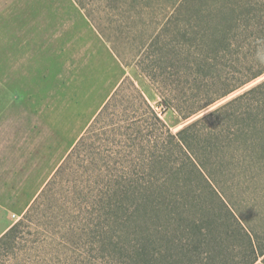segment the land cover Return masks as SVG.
Returning <instances> with one entry per match:
<instances>
[{"label":"trees","instance_id":"trees-1","mask_svg":"<svg viewBox=\"0 0 264 264\" xmlns=\"http://www.w3.org/2000/svg\"><path fill=\"white\" fill-rule=\"evenodd\" d=\"M167 3L161 29L142 44L146 53L130 62L151 83L164 74V102L182 120L264 75V0ZM235 145L241 163L264 161V80L172 133L124 77L20 220L0 236V253L13 250L39 200L67 183L57 208L67 230L97 246L96 264H199L200 248L217 242L216 215L206 203L215 198L226 208L212 168ZM253 248V258L238 264L264 256Z\"/></svg>","mask_w":264,"mask_h":264},{"label":"rangeland","instance_id":"rangeland-1","mask_svg":"<svg viewBox=\"0 0 264 264\" xmlns=\"http://www.w3.org/2000/svg\"><path fill=\"white\" fill-rule=\"evenodd\" d=\"M167 2L0 0V232L20 220L124 77L172 133L264 80L182 120L164 102V74L151 83L130 62L146 53L142 44L161 29ZM226 152L212 168V184L234 219L217 199L206 203L216 215L211 230L221 246L214 252L212 240L200 248L199 264H238L253 258L251 246L264 251V161L241 163L236 145ZM68 188L39 200L13 250L0 253V264L97 263V246L67 230L57 208ZM263 257L255 264H264Z\"/></svg>","mask_w":264,"mask_h":264},{"label":"crops","instance_id":"crops-1","mask_svg":"<svg viewBox=\"0 0 264 264\" xmlns=\"http://www.w3.org/2000/svg\"><path fill=\"white\" fill-rule=\"evenodd\" d=\"M8 228H6L5 230L0 232V236L7 230Z\"/></svg>","mask_w":264,"mask_h":264}]
</instances>
